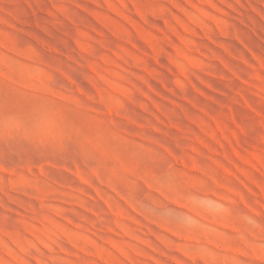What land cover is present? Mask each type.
<instances>
[{"label":"rangeland","instance_id":"374dc122","mask_svg":"<svg viewBox=\"0 0 264 264\" xmlns=\"http://www.w3.org/2000/svg\"><path fill=\"white\" fill-rule=\"evenodd\" d=\"M0 264H264V0H0Z\"/></svg>","mask_w":264,"mask_h":264},{"label":"bare ground","instance_id":"6f19581e","mask_svg":"<svg viewBox=\"0 0 264 264\" xmlns=\"http://www.w3.org/2000/svg\"><path fill=\"white\" fill-rule=\"evenodd\" d=\"M3 170V169H2ZM124 251V250H123Z\"/></svg>","mask_w":264,"mask_h":264}]
</instances>
